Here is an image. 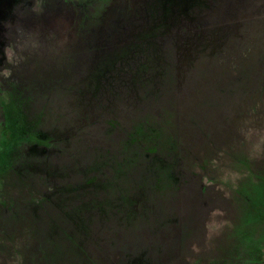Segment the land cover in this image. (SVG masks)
Masks as SVG:
<instances>
[{"label": "rangeland", "instance_id": "374dc122", "mask_svg": "<svg viewBox=\"0 0 264 264\" xmlns=\"http://www.w3.org/2000/svg\"><path fill=\"white\" fill-rule=\"evenodd\" d=\"M0 18V264H264V0Z\"/></svg>", "mask_w": 264, "mask_h": 264}, {"label": "flooded vegetation", "instance_id": "af4514ba", "mask_svg": "<svg viewBox=\"0 0 264 264\" xmlns=\"http://www.w3.org/2000/svg\"><path fill=\"white\" fill-rule=\"evenodd\" d=\"M0 23H1V18H0ZM1 27V26H0ZM2 28V27H1Z\"/></svg>", "mask_w": 264, "mask_h": 264}]
</instances>
